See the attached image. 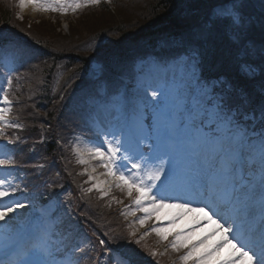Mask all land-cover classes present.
<instances>
[{
  "label": "snow or ice",
  "instance_id": "1",
  "mask_svg": "<svg viewBox=\"0 0 264 264\" xmlns=\"http://www.w3.org/2000/svg\"><path fill=\"white\" fill-rule=\"evenodd\" d=\"M100 3L54 0L53 7L41 0H18L21 9L28 4L66 10ZM260 3L257 13L252 0H204L198 10L202 15L193 18L180 41L162 39L161 51L142 59L134 71L119 51L98 45L90 58L98 60L96 81L70 104L65 94L54 100L94 133L91 155L104 168L105 179L82 173L91 184L88 193L96 191L105 199L118 189L131 201L122 214L143 213L137 217L141 227L165 207L179 209L176 219L202 213L204 220L196 226L217 225L210 234L221 233L215 244H207L206 236L188 246L187 235L176 233L170 246L180 264H210L213 259L216 264H264V0ZM33 49L19 31L0 28V68L6 69L0 76V264H152L139 247L148 231L139 238L135 230L126 235L100 231L83 204L73 207L71 196L61 200L54 191L46 206L36 210L20 176L27 165L16 159V146L28 140L8 131L26 127L10 119L9 89L20 79L11 73L36 59ZM225 55L237 69L235 79L211 74ZM43 142L41 137L29 150ZM30 167L40 181L33 188L47 190L58 183L41 179L47 175L44 163ZM150 231L166 238L163 228ZM226 244L233 251L219 259Z\"/></svg>",
  "mask_w": 264,
  "mask_h": 264
},
{
  "label": "rangeland",
  "instance_id": "2",
  "mask_svg": "<svg viewBox=\"0 0 264 264\" xmlns=\"http://www.w3.org/2000/svg\"><path fill=\"white\" fill-rule=\"evenodd\" d=\"M102 1L104 0H101L99 5L81 6L76 9L69 6L65 11L53 13H48L46 10H40L35 6L28 4L23 9H17L16 14L17 17H20L19 19H16L15 16L11 17L14 23V25H12L14 31L12 32L19 31L22 38L29 40L30 42L35 39L34 41L40 42L37 43L39 46L49 47L51 49L50 54L59 56L60 61L63 60V57L61 56L66 55L64 54V50L71 54L74 52V54H76V52L85 48V46L89 48L87 45H94L97 47L98 45H107V43L110 42L111 46L106 51H113L116 49L115 47L120 46V44L127 43L129 39L125 40L120 37L118 38L114 35V31L109 29L120 24L126 25L127 23L129 24L132 22V20L135 21L136 19L139 20V18L145 17L152 1L105 0L106 2L104 3H102ZM7 2L8 1L5 0V5ZM13 3L17 6L18 0H13ZM80 3L83 4V1ZM1 5L2 7L5 6L3 1H1ZM129 28L130 27H121L120 33L122 31L124 33L127 32ZM128 32H131V30ZM105 40H108V42L104 43ZM62 49L63 51L61 53L52 52L53 50L60 52ZM81 57L85 56L81 55ZM65 63L66 61L61 63H57V61L56 63L43 61L37 63L35 62L34 64L29 65L28 69L25 70L23 75L18 80V84L14 81L12 88H10L9 97L14 101V107H16L11 111L10 118L13 120L18 119L26 126L25 130L20 132V136L27 138L28 146L32 145L35 136L40 137L41 133L47 138V140L55 134L58 139H60L59 137L61 135H66L68 142L65 144L64 151L69 156L67 163L70 169L73 165L77 169L76 171L79 170L81 172H87L88 174L96 176L99 180H104L105 177L102 175L104 173V168L101 165H97L95 163L97 159L93 158L91 155L92 145H89L84 141L82 142V140L80 141L76 137L74 138V132L78 129V117L70 111V108H63L58 103H54L52 115H49L46 113H40L39 111L41 110H35L30 105L32 103H36L37 99L35 98L37 94L44 95L47 91L46 89L50 88L51 92H53L55 88L59 89L62 88V85L68 84L66 90L62 93L65 94V100L74 89H77L78 85H80L79 81L70 82L66 78L62 77L64 74L68 75V73L60 72L61 66L63 67ZM84 78H90L89 72ZM57 97L58 96L56 95L55 99ZM78 97L80 96H76V98ZM72 100L75 99L72 98L71 101ZM15 101L17 102L15 103ZM29 102L31 103L29 104ZM35 111L37 112L33 116V112ZM10 133H13L12 129H10ZM47 143L48 142L44 140L43 143L39 144V147L46 146ZM80 159H84L86 163L81 165L79 163ZM93 169H95V171H93ZM82 177L88 179L87 175H82ZM116 190L117 189L113 188L110 196L115 198L112 199V203L114 206H117L116 211L118 209L122 214L127 210L126 206L130 205L131 201L127 197L118 199L113 194L116 193ZM116 201H122V203H117ZM142 216L143 213L141 212H136V216H126L128 217V220L132 222L130 231H137V238L140 234L148 231L149 234L144 236L143 240L154 238L156 241V250H163L166 252L167 249L166 251L164 250L163 247L165 245L161 244V241L166 240V238L170 235V229L167 228L166 225H164V227H160L164 229L163 235L166 237L165 239H161V237H158L154 232L149 231L148 225L151 223V225L154 226L155 223L153 215L151 219L146 221V224L143 227H141L137 221V217ZM204 228L206 227L200 226L197 229L202 230ZM216 234L221 233L216 232ZM1 235L3 236V232ZM0 242H3V237H0ZM169 251L171 252V250ZM230 253L231 252L226 254L229 255ZM177 255V253H175V255L172 254V257L174 256L172 258V262L175 261ZM220 255L221 252L219 253V259H221ZM210 264H216L215 259L211 260Z\"/></svg>",
  "mask_w": 264,
  "mask_h": 264
},
{
  "label": "trees",
  "instance_id": "3",
  "mask_svg": "<svg viewBox=\"0 0 264 264\" xmlns=\"http://www.w3.org/2000/svg\"><path fill=\"white\" fill-rule=\"evenodd\" d=\"M204 6V0H156L151 2L150 7L148 9V13L145 17L136 19L135 21L132 20L128 25L120 24L115 27H111L109 30L115 32L118 38L121 39H132L134 42L138 39H149L151 36H155L158 34H164L169 31L174 30H181L193 21V18L196 17L198 14L202 15V12L198 13V10H202ZM255 11V9L253 8ZM256 12V11H255ZM0 24L5 23L7 21L8 13H4V15H0ZM123 23V22H121ZM121 27H130L128 31L131 32H121ZM114 28V29H112ZM118 32H117V31ZM108 47L104 48L103 50H107L111 44L106 45ZM124 44H120V46L115 47V51L122 52V47ZM63 50V49H62ZM65 52H68L64 50ZM69 53V52H68ZM75 53V52H74ZM72 53V57L75 55V59H72L73 62L77 61L74 66L79 65L78 69L73 74H81L79 70H82V67L88 68V61L86 58L81 57L84 55L87 57L86 54H83L81 50L76 52V54ZM221 61V65L219 68L220 72H223L224 75H228L231 78L236 77L237 69L228 61L226 55L222 58H219ZM47 98L46 101H48ZM51 103V100L50 102ZM54 104H51L47 107L45 113L47 112L49 115H52V109ZM53 118V117H52ZM100 218L103 216L106 217L107 211L101 210L96 212Z\"/></svg>",
  "mask_w": 264,
  "mask_h": 264
},
{
  "label": "bare ground",
  "instance_id": "4",
  "mask_svg": "<svg viewBox=\"0 0 264 264\" xmlns=\"http://www.w3.org/2000/svg\"><path fill=\"white\" fill-rule=\"evenodd\" d=\"M154 213H156V215H155L156 221H165L166 222L169 219H171L172 221H176V220H178V219H176V217L178 216L179 209H176V208H173V207H165V208L159 209L157 212H154ZM195 215H197V214H194V213L190 212V213H186L184 217L180 216L179 217L180 219L178 221L179 226L185 225L186 224L185 223L186 220L188 218H190L191 216H192L191 219H193V217ZM170 228H176V227L172 226V227H169V229Z\"/></svg>",
  "mask_w": 264,
  "mask_h": 264
}]
</instances>
